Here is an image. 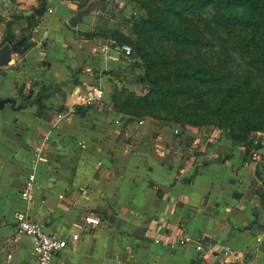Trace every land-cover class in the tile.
Segmentation results:
<instances>
[{
  "label": "crops",
  "instance_id": "0c3cea01",
  "mask_svg": "<svg viewBox=\"0 0 264 264\" xmlns=\"http://www.w3.org/2000/svg\"><path fill=\"white\" fill-rule=\"evenodd\" d=\"M82 1L0 0V50L39 22L32 46L0 68V99L19 105L20 90L31 101L50 88L41 108L0 110V264H36L34 240L16 236L19 215L68 239L52 264H230L224 247L244 254L238 264H264V146L246 163L223 132L200 139L116 114L111 95L142 94V70L110 38L124 16L97 11L68 26ZM77 95L95 100L83 107ZM90 215L98 226L85 223ZM156 222L186 245L145 239Z\"/></svg>",
  "mask_w": 264,
  "mask_h": 264
},
{
  "label": "trees",
  "instance_id": "16d2710c",
  "mask_svg": "<svg viewBox=\"0 0 264 264\" xmlns=\"http://www.w3.org/2000/svg\"><path fill=\"white\" fill-rule=\"evenodd\" d=\"M131 1L145 12L130 20L132 39L118 31L110 38L131 46L129 68L142 70L135 81L148 89L142 95L115 90L113 111L163 127L213 125L233 146L245 148L244 162L251 161L250 153L264 146V0ZM82 2L80 9L89 0ZM29 39L18 52L32 46ZM49 90L21 101V109L41 108ZM257 133L263 137L254 142L251 135ZM253 215L255 224L256 210Z\"/></svg>",
  "mask_w": 264,
  "mask_h": 264
},
{
  "label": "built area",
  "instance_id": "2783aa9c",
  "mask_svg": "<svg viewBox=\"0 0 264 264\" xmlns=\"http://www.w3.org/2000/svg\"><path fill=\"white\" fill-rule=\"evenodd\" d=\"M119 51L127 57L132 55V49L127 45L119 46ZM95 99L87 95H77L76 101L79 105L86 107L90 105ZM58 118H62V115H58ZM142 123V122H140ZM222 131L219 129H213L209 136L210 140L216 138V135L220 134ZM175 134H178L175 131ZM33 187V181L29 177L25 182L22 197L29 199L31 198V188ZM87 225L98 226L99 219L95 216H87L84 219ZM165 228L163 225L156 223L149 224L143 231V236L145 239H149L153 244H164L167 248L173 249L176 246H185L187 239L185 237H177L162 234V229ZM16 236L20 237H30L35 243V253H36V264H52L53 258L60 252L67 249L68 239L61 237L56 234H49L45 231L43 224L39 222H34L23 215L17 216L16 221ZM78 235L73 234L70 237L71 241H77ZM260 242V239H257ZM196 250H200V245H196ZM221 256L230 264L242 263L244 259V254H241L229 247H224L221 251Z\"/></svg>",
  "mask_w": 264,
  "mask_h": 264
},
{
  "label": "rangeland",
  "instance_id": "374dc122",
  "mask_svg": "<svg viewBox=\"0 0 264 264\" xmlns=\"http://www.w3.org/2000/svg\"><path fill=\"white\" fill-rule=\"evenodd\" d=\"M105 2H106L105 9H104V11H102V13L107 15L112 7H114V10H121L123 12L122 16H124V17L122 19H120V21H119V27L122 28V31L121 32L118 31V32L120 35H123L124 37H127L128 39H132V37L130 36V20H131L133 15L144 14L145 13L144 10L140 6H138L137 4L133 3L131 0H114L113 3H111L110 0H105ZM123 45H127V44H123ZM127 46H129V45H127ZM129 47L131 48V46H129ZM132 52H133V50H132ZM130 58L134 62V58L132 57V55L130 56ZM242 67H244V66H242ZM147 89L148 88L146 87L145 91H143L142 94H144L147 91ZM24 92H25L24 89L20 90V92H19L20 101H23L24 99H26ZM142 94H136V95H142ZM165 127H168L169 129H172V130L175 129V131L178 134L181 132L184 134L194 133L200 139H206V137L208 138V134L212 133L211 130L217 129L213 125L202 126V127H193V126H189V125L181 127L179 125H172V126H165ZM262 137L263 136L260 133L251 135V139H253L254 142L258 141ZM233 147H235V146H233Z\"/></svg>",
  "mask_w": 264,
  "mask_h": 264
},
{
  "label": "water",
  "instance_id": "95a60500",
  "mask_svg": "<svg viewBox=\"0 0 264 264\" xmlns=\"http://www.w3.org/2000/svg\"><path fill=\"white\" fill-rule=\"evenodd\" d=\"M106 2L95 0L94 2L89 3L85 8L79 9L69 20L67 21V24L70 28L75 29L78 24L81 22V20L89 15L90 13L97 12V11H104ZM44 10V9H42ZM37 14V12L35 13ZM122 15L121 10H114V7L111 8V10L108 12L109 17H116ZM34 26L31 24V27L27 32L23 34V38L15 43L8 42L7 46H4L0 50V68H3L5 66H10L14 62L11 59V55L13 53H18V47L23 44V42L26 40L27 37H29L33 32ZM139 63H141V60H137ZM2 77H0V84H1ZM10 106L13 110H20L22 105H17V102L14 98H2L0 99V110H2L5 106ZM186 142V141H185Z\"/></svg>",
  "mask_w": 264,
  "mask_h": 264
},
{
  "label": "flooded vegetation",
  "instance_id": "af4514ba",
  "mask_svg": "<svg viewBox=\"0 0 264 264\" xmlns=\"http://www.w3.org/2000/svg\"><path fill=\"white\" fill-rule=\"evenodd\" d=\"M21 103V102H20ZM19 105H22V104H19Z\"/></svg>",
  "mask_w": 264,
  "mask_h": 264
}]
</instances>
